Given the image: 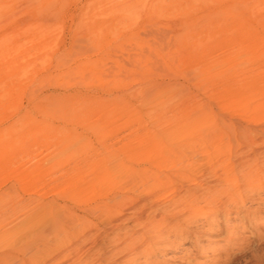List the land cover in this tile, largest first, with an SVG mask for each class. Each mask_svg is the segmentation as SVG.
I'll return each mask as SVG.
<instances>
[{"label": "rangeland", "instance_id": "1", "mask_svg": "<svg viewBox=\"0 0 264 264\" xmlns=\"http://www.w3.org/2000/svg\"><path fill=\"white\" fill-rule=\"evenodd\" d=\"M261 129L264 0H0L1 252L61 224L51 264H264V163L248 187L239 157ZM203 194L145 251L131 215Z\"/></svg>", "mask_w": 264, "mask_h": 264}, {"label": "bare ground", "instance_id": "2", "mask_svg": "<svg viewBox=\"0 0 264 264\" xmlns=\"http://www.w3.org/2000/svg\"><path fill=\"white\" fill-rule=\"evenodd\" d=\"M241 130V129H240ZM239 130V131H240ZM261 130H263V132L262 133H264V129H261ZM244 131H245V134L246 133H250V135H251V133H257L256 132V130H252L251 128H244ZM243 131V132H244ZM242 132V131H241ZM242 132V133H243ZM241 133V134H242ZM254 133L252 134L253 136H255L254 135ZM262 133H258V134H262ZM249 136V140L250 141H248V140H246V142L248 143V142H252L253 140H251V138L253 137V136ZM257 135V134H256ZM242 136H243V134H242ZM247 137V136H246ZM256 138V137H255ZM254 137L252 138V139H255ZM241 139V138H240ZM136 140V139H135ZM148 141H150V140H144V139H142V138H139L138 139V141H137V144H143V145H148ZM245 142V141H244ZM245 142V143H246ZM263 142V141H262ZM264 143V142H263ZM248 144H250V143H248ZM261 147V146H260ZM259 147V148H260ZM262 147L264 148V146H263V144H262ZM255 148V147H254ZM247 152V151H246ZM245 152V153H246ZM243 154V155H242ZM241 156H239L240 158H242L241 159V170L242 171H240V173L242 174V175H240V176H243L241 179H243L242 181H244L245 183L244 184H247L246 186H248V187H252V186H254L256 183H255V181L257 180V178H255V180H254V178L252 177L253 175H252V173H254L255 172V170H257L258 168H259V166L260 165H262L263 163H264V150H252L251 149V151L250 152H247L245 155H244V152L242 153V151H241V154H240ZM261 157V158H260ZM239 158V159H240ZM260 158V159H259ZM240 161V160H239ZM240 163V162H239ZM191 164H193L194 165V163L192 162ZM190 166V165H189ZM201 172V171H200ZM198 173V172H197ZM203 175V174H202ZM201 176V175H200ZM204 178V177H203ZM194 180H197L196 178L194 179ZM200 180V179H199ZM199 180H197V181H199ZM193 182V185L194 186H197L198 185V187L201 189V190H203V191H205L204 189H203V187H205L204 185H206L207 183H205V182H203L202 180V182L201 183H198V182ZM243 183V182H242ZM197 184V185H196ZM88 185V184H87ZM87 185H86V187H87ZM192 185V186H193ZM81 188V187H80ZM91 188V187H90ZM86 189V188H85ZM87 189H88V187H87ZM75 190H77L76 188H75ZM74 190V191H75ZM209 191V190H208ZM83 191H82V188L80 189V194L82 193ZM181 192V191H180ZM202 192V191H201ZM215 192V191H214ZM204 193V192H203ZM208 193V192H207ZM243 193V192H242ZM188 194V193H187ZM192 194V193H191ZM202 194V193H201ZM206 194V193H205ZM205 194H203V195H193V196H189L186 200H185V202L183 203V205L181 204V202L182 201H179V199H177L178 200V205H179V203H180V205H182V206H180L179 207V209H177V210H179V211H181L180 212V214L182 215V218L181 219H179L177 216H179V215H177V212L174 210V208H177V206H174L173 205V207H171V208H169L168 209V207H167V209H165V211L162 213V214H158V211H157V209L156 208H154L151 204H150V206L149 207H147L150 211H144V208L142 209V210H139V211H136V213L137 212H139L136 216H133V215H131L132 217L130 218V219H132L133 220V222L134 223H136L137 224V226H139L140 227V229H141V234L139 235V236H137L136 238H138L139 240H142L143 242H144V249H146L145 251H147L148 252V250L151 248V247H153V246H155V245H157L159 242H160V240H161V238L166 234V231H168V229L169 228H173V224H175L176 222H183V223H181V224H186V226H188V225H191V223L194 221V220H196V218H197V216L199 217V216H201V215H204L206 218L207 217H209L208 216V213H210V212H208V213H206L205 212V210H206V207L208 208L209 206H201V205H199V204H201V203H204V204H208L209 203V201H208V195H205ZM210 195H211V193H209ZM213 194V193H212ZM79 195V194H78ZM147 195V197L146 198H148V199H151L152 197V194L150 193L149 195L148 194H146ZM155 195H157V194H155ZM155 195H154V197H155ZM177 196L179 197L180 196V193L178 192V194H177ZM235 196V195H234ZM151 197V198H150ZM183 197H185V196H183ZM210 197H212V196H210ZM126 199V198H125ZM129 199V198H128ZM147 199V200H148ZM153 199V198H152ZM151 199V200H152ZM185 199V198H184ZM212 199V198H211ZM213 200V199H212ZM121 201H122V199H121ZM120 201V202H121ZM128 201V200H127ZM137 201V200H136ZM214 201V200H213ZM115 202H116V200H115ZM119 201H118V203H120ZM135 202V201H134ZM139 202V201H138ZM152 202H154L153 200H152ZM216 203H217V201H215ZM125 203H126V201H125ZM142 203V202H141ZM212 203V202H211ZM224 203V202H223ZM106 204V203H105ZM104 204V205H105ZM108 204V203H107ZM103 205V210L106 212V214H105V212L103 211L102 213H104L105 215H109L110 214V212H113V213H116V212H119L116 208H117V206H116V204H114V205H111V206H109V205ZM123 204H124V202H123ZM128 204V203H127ZM133 204H135V203H133ZM140 204V203H139ZM213 204H214V202H213ZM225 204V203H224ZM223 204V205H224ZM125 205V204H124ZM137 205V204H136ZM142 205V204H141ZM145 205L146 204H143V206L142 207H145ZM148 205V204H147ZM209 205H210V203H209ZM215 205V204H214ZM102 206V205H101ZM119 206V205H118ZM139 206V205H138ZM138 206H137V208L135 209V210H138ZM96 207V206H95ZM141 207V208H142ZM170 207V206H169ZM209 208H211V207H209ZM213 208H214V206H213ZM218 208V207H217ZM100 209V208H99ZM114 209H116L115 211H113ZM120 209H121V207H120ZM214 209H216V208H214ZM152 210V211H151ZM207 210H209V209H207ZM216 210H218V209H216ZM210 211V210H209ZM87 212V211H86ZM101 212V211H100ZM217 212V211H216ZM109 213V214H108ZM112 213V214H113ZM103 214V216L106 218L107 216H105ZM211 214V213H210ZM110 216V215H109ZM111 217V218H110ZM110 217H108V222L106 223L107 225H105L104 226V228H103V230H102V232L103 233H106L107 231H106V229H112V228H117V227H119V222L117 221L118 220V217L116 218V220L115 219H112L113 217H112V215L110 216ZM181 217V216H180ZM120 218V217H119ZM125 218V217H124ZM130 219H129V221H130ZM106 220V221H107ZM195 222V221H194ZM123 224V223H122ZM121 226V225H120ZM65 227V226H64ZM64 227H62V225L60 224V228L58 227V225H50V226H48V228H46V227H40L39 229H35V230H33V228L31 229L32 231L30 232V239H29V241L28 242H25L26 244H25V247H23V245L24 244H22V243H24V242H21V244H20V242L19 243H17V242H15V243H10V245H7V247L9 246V248H10V246H11V249H12V247H13V250L14 249H17V248H19V245H21V247H23L22 249H21V247L19 248V249H17L16 251H14L13 252V250H12V252L11 253H4V252H1V250H0V264H11V263H16V261L18 262L17 264H47V262H49L50 261V264H51V260L52 261H54V262H58V260H53V259H51V260H47V262H46V257H44V256H47L48 257V255L47 254H49V251H50V247L47 245V244H45L46 242H48V244H49V242L50 241H46V237H45V233H46V231L47 230H50V233H51V235H53V236H55V234L57 233V229L59 228V231H61V234H60V232H59V234L60 235H62L63 236V234L66 236V237H68L67 236V233H68V227L67 228H64ZM88 228H90V226L88 227ZM185 228V227H184ZM85 230V229H84ZM91 230V229H90ZM86 231V230H85ZM85 231H83V232H81L82 234L81 235H83V233L85 232ZM88 231H89V229H88ZM87 231V232H88ZM106 231V232H105ZM92 232V231H91ZM63 233V234H62ZM107 234V233H106ZM92 235V234H91ZM90 235V236H91ZM97 235V237H96V239L94 240V242H93V244H95V242H97V240L98 239H100V238H102V237H100V234H96ZM95 235V236H96ZM105 235V234H104ZM52 236V237H53ZM59 236V235H58ZM61 236V237H62ZM64 236V237H65ZM85 236H86V234H85ZM84 236V237H85ZM83 237V238H84ZM87 237H89V236H87ZM87 237H85V238H87ZM100 237V238H99ZM105 237V236H104ZM90 238V237H89ZM131 238V240H132V237H130ZM54 240H56L55 238H53ZM59 239V238H58ZM134 239V238H133ZM84 240V239H83ZM82 240V241H83ZM130 240V239H129ZM64 241V240H63ZM63 241H61V242H59V243H62ZM68 241V240H67ZM133 241V240H132ZM132 241H130V243H129V241H127V242H125V247L126 246H130L132 243ZM70 242V241H69ZM76 242V241H75ZM84 242L86 243V241L84 240ZM1 243V242H0ZM51 243V242H50ZM52 243H53V240H52ZM51 243V244H52ZM17 244H19V245H17ZM58 244V243H57ZM70 244V243H69ZM76 244V243H75ZM75 244H73V245H75ZM78 244V243H77ZM93 244L90 246V248L88 247V249H91V248H93ZM115 244H117V243H115ZM123 243H121V245H122ZM143 244V243H142ZM141 244V245H142ZM4 245V244H3ZM3 245H1L0 244V249H1V247L3 246ZM15 245H17V246H15ZM53 246H54V244H52ZM73 245H71V246H73ZM84 245V244H83ZM52 246V247H53ZM60 246V245H59ZM15 247V248H14ZM75 247V246H74ZM78 247V246H77ZM141 247V246H140ZM5 248V247H4ZM9 248H8V252L11 250H9ZM25 248V249H24ZM65 248H67L66 246H65ZM64 248V249H65ZM81 248V247H80ZM124 248V247H123ZM132 248V247H131ZM139 248V247H138ZM52 249V248H51ZM70 249V248H69ZM78 249V248H77ZM117 249V248H116ZM142 248H140V250H141ZM143 249V250H144ZM152 249V248H151ZM20 250H22L21 251V253H19V251ZM24 250H27V252L28 251H30V253L27 255V253H26V256H25V253H24ZM53 250V249H52ZM59 250H60V248H59ZM71 251H73L72 250V248L70 249ZM120 251H121V249H119ZM136 250H137V248H136ZM140 250H139V252H140ZM60 251H63V249H61ZM65 251H67V250H64V255H69L67 252H65ZM110 251V250H109ZM118 251V250H117ZM23 252V253H22ZM26 252V251H25ZM75 252V251H74ZM85 252H86V250H85ZM119 252V251H118ZM58 253V252H57ZM61 253V252H60ZM66 253V254H65ZM89 253V252H88ZM114 253H115V251H114ZM117 253V252H116ZM122 253V252H121ZM141 254H143V253H141ZM136 255H137V253H136ZM59 256V255H58ZM88 256V255H87ZM49 257H50V255H49ZM49 257H48V259H49ZM131 257V256H130ZM63 259H64V257H62ZM67 258V257H66ZM72 258V257H71ZM99 258V257H98ZM100 258H102L101 256H100ZM69 259V258H68ZM67 259V260H68ZM79 259V260H78ZM78 259L77 260H73V261H71V262H68L67 260V262H59V263H57V264H102L101 262H99L97 259H96V257L93 255V254H91V255H89L88 257H86L85 259L83 258V259H80L79 257H78ZM15 262H14V261ZM13 261V262H12ZM46 262V263H45ZM54 262H52V264L54 263ZM49 264V263H48ZM55 264V263H54Z\"/></svg>", "mask_w": 264, "mask_h": 264}]
</instances>
